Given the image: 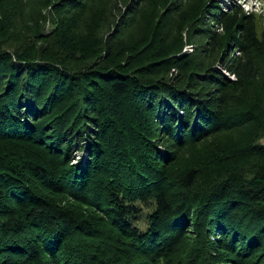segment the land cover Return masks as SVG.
Returning <instances> with one entry per match:
<instances>
[{"label":"trees","instance_id":"trees-1","mask_svg":"<svg viewBox=\"0 0 264 264\" xmlns=\"http://www.w3.org/2000/svg\"><path fill=\"white\" fill-rule=\"evenodd\" d=\"M187 1L116 60L104 21L46 34L0 0V264H264V32L204 5L182 54Z\"/></svg>","mask_w":264,"mask_h":264},{"label":"rangeland","instance_id":"rangeland-1","mask_svg":"<svg viewBox=\"0 0 264 264\" xmlns=\"http://www.w3.org/2000/svg\"><path fill=\"white\" fill-rule=\"evenodd\" d=\"M114 2V4L112 3ZM92 0L86 4V6L81 7L79 10L73 11V8L68 4L67 1L61 0H20L21 4L19 7L20 16H25L28 18L34 19L35 16L41 15V18H45V27L46 34H50L52 31L56 30V23L58 21L68 22V25H72V18L78 19L74 25L76 26V31L81 32L83 30H88L91 26H95V18L100 19V21H104V23H99L97 31L100 36L103 37V41L108 42L109 39L115 41V46L118 47L115 49V59L121 60L122 57H119L117 52L120 47H124L125 45H131L134 41H139L141 37H143L147 31L151 29L148 21L149 17H155L157 13L164 11L161 9V5L165 0H144L141 3L139 8V12L137 16L134 18L128 17L129 8L134 0ZM172 1V0H170ZM167 2V1H166ZM207 2V3H205ZM217 3L221 10L224 12V15L230 14L232 12L231 7L234 4H237L241 7V10L247 14L252 15L254 18V22L256 24V31L258 36L264 32V0H188L185 2V8L182 14L175 13V32L178 33L177 36L183 38L182 41V54H195L196 48L199 44L205 41L204 38L196 37L194 35L196 32H192L189 28L190 19L194 18L197 13L198 8H204V5L207 8V11H213L211 7L213 4ZM59 8V11L55 12V9ZM228 10V11H225ZM207 13V12H205ZM149 15V17H148ZM152 15V16H151ZM82 20H81V18ZM147 16V17H146ZM207 20L209 22L211 19H215V15H209L207 13ZM146 17V18H145ZM130 18V20H128ZM39 19V17H38ZM218 19H222L219 17ZM202 21L203 23H206ZM212 30H215L218 34L225 36V31L223 30V23L213 22ZM127 25L128 28L123 32L116 31L120 25ZM102 26V27H100ZM174 32V33H175ZM117 33V34H116ZM120 33V37L118 34ZM180 34L182 36H180ZM172 40H169V44L172 41L176 42L177 37L173 35ZM176 38V39H175ZM217 57L210 58L209 63L217 64ZM218 68V66H217ZM224 75L228 76L226 72ZM231 80L235 81L233 76H228ZM264 141V138H263ZM84 153H79L75 160L78 162L80 159H83Z\"/></svg>","mask_w":264,"mask_h":264}]
</instances>
